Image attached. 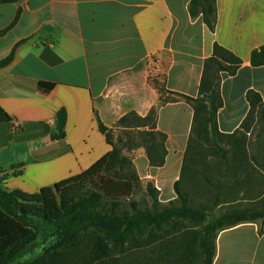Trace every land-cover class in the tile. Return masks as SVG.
<instances>
[{
	"label": "crops",
	"instance_id": "obj_1",
	"mask_svg": "<svg viewBox=\"0 0 264 264\" xmlns=\"http://www.w3.org/2000/svg\"><path fill=\"white\" fill-rule=\"evenodd\" d=\"M191 1L0 3V62L10 58L0 68L1 187L36 194L83 173L112 150L100 122L114 129L125 115L158 107L165 165L151 166L143 148L133 162L161 203L176 201L194 108L184 100L160 106V89L198 98L218 43L243 61L236 75L222 74L219 131L241 129L249 91L264 100V66L251 63L264 46V0H216L215 31L192 17ZM213 264H264V218L220 231Z\"/></svg>",
	"mask_w": 264,
	"mask_h": 264
},
{
	"label": "trees",
	"instance_id": "obj_2",
	"mask_svg": "<svg viewBox=\"0 0 264 264\" xmlns=\"http://www.w3.org/2000/svg\"><path fill=\"white\" fill-rule=\"evenodd\" d=\"M5 2L14 0H0V3ZM190 13L194 18L201 14L209 29L215 31L216 0H192ZM19 15L20 12L13 24L17 22ZM5 33L6 30L0 31V35ZM9 61L10 58L1 61L0 68ZM242 63L233 52L216 43L212 56L204 63L198 98L160 89V106L184 100L194 108L192 136L185 161L191 153L194 135L199 140L208 141L206 146L211 149L220 138H231L243 130L250 120H254V115L258 114L264 123V100L259 93L249 91L247 99L250 112L241 129L233 134L219 131L217 117L223 106L222 74L236 75ZM251 63L254 67L264 66V46L252 54ZM158 110V107H154L145 117L135 112L129 113L118 121L114 129H109L100 122V131L106 135L112 150L77 176L52 187L42 188L36 194L9 191L0 185V264H72L65 253L82 246L89 249L92 256L86 264H100L107 261L112 253H118L119 258L125 259L130 257L128 253L136 250L138 252L139 248H149L156 241L164 239L169 235L167 232L177 226L180 220L203 219L199 211L190 206V200L181 189L182 177L175 183L180 206L176 205V201L163 206L158 191L151 186L148 189L153 200L151 208L141 207L131 199L140 177L133 159L122 151L115 139L118 136L117 141L121 142L123 137H127L136 143L131 150H146L151 166H164L168 155V137L157 130ZM64 118L62 113L61 130L64 127ZM225 164L229 167L228 161ZM183 167L186 168L185 165ZM217 172L223 178L227 177L219 168ZM126 200L128 204H125ZM223 217L229 220L227 224L208 225L198 232L202 264H213L220 231L264 218V212L257 209L231 210ZM39 224L51 228L56 242L44 250L41 256L20 262L30 247L39 241Z\"/></svg>",
	"mask_w": 264,
	"mask_h": 264
},
{
	"label": "rangeland",
	"instance_id": "obj_3",
	"mask_svg": "<svg viewBox=\"0 0 264 264\" xmlns=\"http://www.w3.org/2000/svg\"><path fill=\"white\" fill-rule=\"evenodd\" d=\"M115 140L132 159L142 149H134L136 143L127 137H123L121 142L117 141L118 136ZM207 142L194 135L191 153L184 164L186 168L183 167L181 183V189L190 200V206L204 218L180 220L177 226L167 232L169 235L156 241L155 245L139 248L138 252H130V257L125 259L119 258L118 253H112L107 261L100 264H202L198 232L208 225L227 224L229 220L223 216L231 210L257 209L264 212V123L258 114L233 137L220 138L213 148L209 149ZM225 158L229 167L225 164ZM215 166L226 173L227 177L220 176ZM136 185L131 199L141 207L151 208L153 200L148 189L153 184L150 180L140 179ZM125 204H128L127 200ZM176 205H181L178 198ZM39 225V241L30 247L20 262L41 256L44 250L55 244L56 239L52 236L51 228ZM65 255L71 259L72 264H86L87 260L89 262L92 259L89 249L84 246L77 250L70 249Z\"/></svg>",
	"mask_w": 264,
	"mask_h": 264
}]
</instances>
